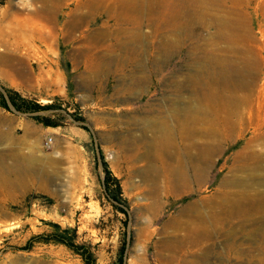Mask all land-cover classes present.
<instances>
[{
	"label": "rangeland",
	"instance_id": "rangeland-1",
	"mask_svg": "<svg viewBox=\"0 0 264 264\" xmlns=\"http://www.w3.org/2000/svg\"><path fill=\"white\" fill-rule=\"evenodd\" d=\"M149 4L0 0V85L62 108L48 127L0 107V264H81L36 241L51 223L94 264L123 236L121 264H264V204L223 210L264 192V0Z\"/></svg>",
	"mask_w": 264,
	"mask_h": 264
},
{
	"label": "trees",
	"instance_id": "trees-1",
	"mask_svg": "<svg viewBox=\"0 0 264 264\" xmlns=\"http://www.w3.org/2000/svg\"><path fill=\"white\" fill-rule=\"evenodd\" d=\"M0 107L12 111L8 104H10L14 110L21 113H28L30 117L36 122L41 123L44 126L56 127L59 124L58 120L54 118L51 114H60L62 110L61 106L54 102V100L47 103H39L34 98H29L21 95L17 90L9 87L0 85ZM75 120L83 122L81 116H73ZM83 128H86L84 124H81ZM101 166L103 171L102 185L104 192L109 200L116 204H125V199L121 196L120 187L117 179L111 175L109 169L107 168L106 162L101 159ZM117 207V206H116ZM122 211L123 209L120 208ZM52 228L49 232L42 238L36 240L42 243H53L61 244L71 253L77 255L81 264H94L95 257L94 252L91 249V245L88 242L77 241L76 232L73 227H59L56 223H51ZM125 237L121 239V243L117 250V256L113 264H121L123 251H124ZM32 244L27 242L24 245V249H30Z\"/></svg>",
	"mask_w": 264,
	"mask_h": 264
},
{
	"label": "bare ground",
	"instance_id": "bare-ground-1",
	"mask_svg": "<svg viewBox=\"0 0 264 264\" xmlns=\"http://www.w3.org/2000/svg\"><path fill=\"white\" fill-rule=\"evenodd\" d=\"M146 1V0H144ZM150 2L149 5H147L148 9H152L153 7L152 4L154 1L156 0H147ZM180 1V0H179ZM183 1V0H182ZM186 1H190V0H184ZM196 1V0H195ZM200 3H202L205 0H198ZM209 1V0H208ZM58 2V1H57ZM124 2V0H123ZM177 2V1H176ZM45 3V2H44ZM182 3V2H181ZM191 3V2H189ZM194 3V2H193ZM123 4V3H122ZM148 4V2H147ZM176 4V3H175ZM209 4V3H208ZM43 5V4H42ZM55 5V4H54ZM53 5V6H54ZM182 5V4H181ZM137 6V5H136ZM142 6V5H141ZM184 6V5H183ZM212 6V5H211ZM55 7V6H54ZM182 7V6H181ZM41 10L40 9H31L30 13L35 16L36 18H40V13ZM42 15V14H41ZM50 15V14H49ZM34 17V18H35ZM52 17V16H51ZM44 19V17H43ZM34 20V19H33ZM47 20V19H46ZM74 22V21H73ZM51 23V22H50ZM76 23V21H75ZM53 24V23H52ZM67 27V26H66ZM54 30V29H53ZM52 32V31H50ZM41 36V35H40ZM42 37V36H41ZM3 41V40H2ZM1 57V56H0ZM159 141H163V143H165L166 137H164L163 135L161 137H159ZM224 200H223V204L225 202L226 203V207L223 208V210H227L228 211V215H234V216H238L242 219H245L247 217H249L251 214L256 215V213H259L260 211H262V207L264 204V192H256V193H249V192H245V191H240V192H230L228 194H225L224 196ZM230 203V204H229ZM200 207V206H199ZM186 208L189 207H185L184 209H182L181 211H184ZM194 210V209H193ZM198 212V211H197ZM200 212V211H199ZM196 214V212H195ZM193 250V249H192Z\"/></svg>",
	"mask_w": 264,
	"mask_h": 264
},
{
	"label": "water",
	"instance_id": "water-1",
	"mask_svg": "<svg viewBox=\"0 0 264 264\" xmlns=\"http://www.w3.org/2000/svg\"><path fill=\"white\" fill-rule=\"evenodd\" d=\"M0 89H1V88H0ZM8 105H9L10 109H11L13 112L21 113V112H18V111H16V110H14V108H13L10 104H8ZM22 114H28V113H22Z\"/></svg>",
	"mask_w": 264,
	"mask_h": 264
},
{
	"label": "built area",
	"instance_id": "built-area-1",
	"mask_svg": "<svg viewBox=\"0 0 264 264\" xmlns=\"http://www.w3.org/2000/svg\"><path fill=\"white\" fill-rule=\"evenodd\" d=\"M46 143H48V141Z\"/></svg>",
	"mask_w": 264,
	"mask_h": 264
}]
</instances>
